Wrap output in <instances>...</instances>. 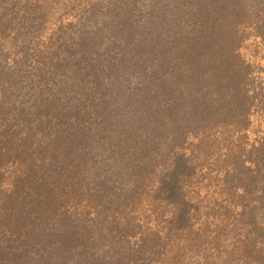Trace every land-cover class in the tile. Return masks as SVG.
<instances>
[{"label":"trees","instance_id":"16d2710c","mask_svg":"<svg viewBox=\"0 0 264 264\" xmlns=\"http://www.w3.org/2000/svg\"><path fill=\"white\" fill-rule=\"evenodd\" d=\"M0 264H264V0H0Z\"/></svg>","mask_w":264,"mask_h":264}]
</instances>
